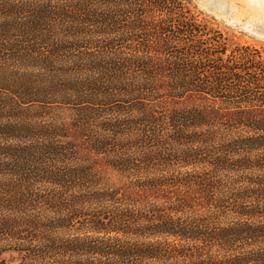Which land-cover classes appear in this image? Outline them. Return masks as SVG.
Masks as SVG:
<instances>
[{"label":"trees","instance_id":"16d2710c","mask_svg":"<svg viewBox=\"0 0 264 264\" xmlns=\"http://www.w3.org/2000/svg\"><path fill=\"white\" fill-rule=\"evenodd\" d=\"M192 0H0V264H264V50Z\"/></svg>","mask_w":264,"mask_h":264},{"label":"rangeland","instance_id":"374dc122","mask_svg":"<svg viewBox=\"0 0 264 264\" xmlns=\"http://www.w3.org/2000/svg\"><path fill=\"white\" fill-rule=\"evenodd\" d=\"M193 10L209 19L228 43L264 50V0H192Z\"/></svg>","mask_w":264,"mask_h":264}]
</instances>
